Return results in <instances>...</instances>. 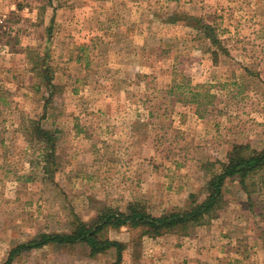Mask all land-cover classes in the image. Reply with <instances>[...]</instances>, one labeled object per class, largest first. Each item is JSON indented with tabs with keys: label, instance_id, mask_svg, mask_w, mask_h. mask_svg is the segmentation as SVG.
<instances>
[{
	"label": "rangeland",
	"instance_id": "rangeland-1",
	"mask_svg": "<svg viewBox=\"0 0 264 264\" xmlns=\"http://www.w3.org/2000/svg\"><path fill=\"white\" fill-rule=\"evenodd\" d=\"M174 12L214 24L224 49L185 16L165 22ZM30 118L58 130L49 163L52 149L27 138ZM235 143L264 147V0H0V263L40 233L131 202L187 207ZM249 189L227 180L225 204L201 225L103 234L127 244L122 264H264V169ZM115 258L53 243L11 264Z\"/></svg>",
	"mask_w": 264,
	"mask_h": 264
},
{
	"label": "trees",
	"instance_id": "trees-1",
	"mask_svg": "<svg viewBox=\"0 0 264 264\" xmlns=\"http://www.w3.org/2000/svg\"><path fill=\"white\" fill-rule=\"evenodd\" d=\"M182 16L189 19L187 25L195 27L201 36L209 39L211 45L216 49H224L223 42L219 37L217 28L209 23L204 17L190 15L184 12L172 13L165 22L180 21ZM30 51L31 47H28ZM215 61L218 52L214 50ZM43 73L47 77L48 89L53 90L55 84L52 83L53 73L49 66L43 68ZM197 94H200L199 92ZM193 101H191L192 103ZM47 109V104L45 105ZM31 133H27L29 141L37 138L43 144V148L50 147L52 152L44 153L48 163L50 156H54L58 139V130L51 129L39 119L30 118ZM25 125V124H24ZM32 137V138H31ZM264 169V147L261 149L252 148L247 143H235L229 151L228 160L221 164L218 171L214 172L205 184V197L200 199V195L192 194L190 204L182 209H173L154 214L146 210L141 203L131 202L126 210H107L100 212L96 218L86 222L76 221L72 229L68 232L40 233L30 240L13 248L6 262L0 264H11L15 255L20 251L41 248L47 244H81L89 249V256L96 257L99 254L107 253L115 249L116 258L112 264H122L123 252L127 244L119 240H113L104 236V230L108 228H121L124 225L140 227L141 236H159L170 232L173 229H188L190 226H197L205 223L207 219L217 216V211L225 204L224 186L227 180L238 181L246 192H250V186L256 184V174Z\"/></svg>",
	"mask_w": 264,
	"mask_h": 264
},
{
	"label": "crops",
	"instance_id": "crops-1",
	"mask_svg": "<svg viewBox=\"0 0 264 264\" xmlns=\"http://www.w3.org/2000/svg\"><path fill=\"white\" fill-rule=\"evenodd\" d=\"M146 261H147V260L143 259V260H142L143 263H142L141 261H137V262L134 261L133 263H134V264H146ZM123 264H125V263L123 262ZM147 264H148V263H147Z\"/></svg>",
	"mask_w": 264,
	"mask_h": 264
}]
</instances>
